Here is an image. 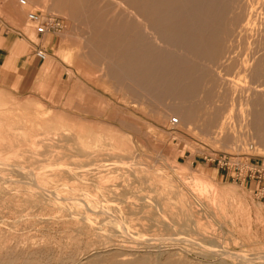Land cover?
I'll return each instance as SVG.
<instances>
[{"label":"rangeland","instance_id":"obj_1","mask_svg":"<svg viewBox=\"0 0 264 264\" xmlns=\"http://www.w3.org/2000/svg\"><path fill=\"white\" fill-rule=\"evenodd\" d=\"M25 1L0 0V264L264 262V0Z\"/></svg>","mask_w":264,"mask_h":264},{"label":"crops","instance_id":"obj_2","mask_svg":"<svg viewBox=\"0 0 264 264\" xmlns=\"http://www.w3.org/2000/svg\"><path fill=\"white\" fill-rule=\"evenodd\" d=\"M13 38H16L18 42L13 44ZM23 35L13 31L9 24L0 20V67L6 64L9 57L12 55L13 47L23 43Z\"/></svg>","mask_w":264,"mask_h":264},{"label":"bare ground","instance_id":"obj_3","mask_svg":"<svg viewBox=\"0 0 264 264\" xmlns=\"http://www.w3.org/2000/svg\"><path fill=\"white\" fill-rule=\"evenodd\" d=\"M116 4H117V3H116ZM19 5H21V6H26V1H25V0H19ZM117 5L119 6V4H117ZM30 13H31V11L28 12L27 15H26L27 26H30V27L33 26L32 28H34V25H33L32 23H30V21H29V19H28V16H29ZM34 31H35V29H34ZM35 33H36V31H35ZM36 34H37V33H36ZM37 35H39V34H37ZM42 35H44V34H42ZM39 36H40V35H39ZM95 215H96V214H95ZM93 218H94V217H93ZM108 219H109V218H108ZM87 220H88V219H87ZM98 221H99V220H98ZM110 221H111L112 224H114V225L117 226V228H118V234H119V235L127 234V231H129L128 228L125 229V228H123V227H120V225L124 223L123 220H113V219H112V220H110ZM124 221H125V220H124ZM108 223H110V222H108ZM125 223H126V222H125ZM125 223H124V224H125ZM126 225H127V224H126ZM126 225H125V226H126ZM128 225H129V224H128ZM130 230H131V229H130ZM135 231H137V230H135ZM128 234H130V233H128ZM132 234H133V233H132ZM132 234H131V235H132ZM135 235L138 236V237H140L137 233H135ZM141 235H142V234H141ZM144 236H145V235H144ZM132 237H133V236H132ZM132 237H131V238H132ZM146 237H147V236H146ZM150 238H152V237H150ZM153 238H156V237H153ZM177 238H178V237H177ZM137 239H140V238H137V237H136V240H137ZM136 240H133V241L135 242ZM175 240H178V239H175ZM130 241H131V240H130ZM163 241H164V240H158V242H161V243H162ZM166 241H167V240H166ZM168 241H169V240H168ZM129 243H130V242H129ZM138 243H139V242H138ZM138 243H137V245H138ZM167 243H168V242H167ZM167 243H166V244H167ZM169 243H170V242H169ZM169 243H168V244H169ZM146 244H147V243H146ZM142 245H143V244H142ZM177 245H178V244H177ZM125 246H126V245H125ZM157 246H158V245H157ZM217 247H218V246H217ZM115 249H116V248H115ZM119 249H120V248H119ZM120 250H121V249H120ZM123 250H125V249H123ZM128 250H129V249H128ZM214 250H215V249H214ZM226 250H227V249H226ZM226 250H223V249H222V251H221L220 253H218L219 258H221V259L232 258V259H236V260H237V259H238V260H240V259H244L243 257H239V256L237 257V255L232 254V253H229V252L226 251ZM129 251H130V250H129ZM135 251H136V250H135ZM219 251H220V250H219ZM127 252H128V251H127ZM130 252H131V251H130ZM230 252H231V251H230ZM113 255H114V254H113ZM117 256H118L120 259L122 258V259H121L122 261H125V260L127 261L128 258L126 259L125 257H129V256H132V255L120 254V255H117ZM141 256H142V255H141ZM113 257H114V256H113ZM136 257H137V256H136ZM119 258H118V259H119ZM88 259H89V258H88ZM132 259H133V258H132ZM115 261H116V260H115ZM116 262H117V261H116ZM127 262H128V261H127ZM127 262H126V263H127ZM156 262H157V261H156ZM247 262H251V261H247ZM257 262H258V261H257ZM259 262H260V261H259ZM126 263H125V264H126ZM239 263H240V264H245L244 261H241V262L239 261ZM252 263H253V262H252ZM115 264H116V263H115ZM164 264H165V263H164ZM259 264H260V263H259ZM261 264H264V262H261Z\"/></svg>","mask_w":264,"mask_h":264},{"label":"built area","instance_id":"obj_4","mask_svg":"<svg viewBox=\"0 0 264 264\" xmlns=\"http://www.w3.org/2000/svg\"><path fill=\"white\" fill-rule=\"evenodd\" d=\"M30 23L34 25L37 34L42 35L49 31L59 28L58 20L52 16H43L37 12H31L28 16ZM37 58L40 60L45 59V54L41 51L37 52Z\"/></svg>","mask_w":264,"mask_h":264}]
</instances>
